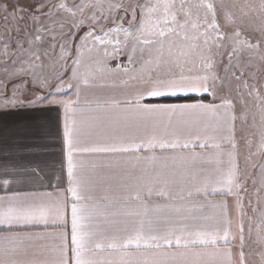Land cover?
Segmentation results:
<instances>
[{"label": "snow or ice", "instance_id": "1", "mask_svg": "<svg viewBox=\"0 0 264 264\" xmlns=\"http://www.w3.org/2000/svg\"><path fill=\"white\" fill-rule=\"evenodd\" d=\"M46 5L38 4L35 9L29 10V7L19 3V0H0V12L3 15V21L6 31L11 32L10 26L15 23L16 30H20L19 21L28 13L34 24H39L36 28L32 40L28 41L29 48L22 49L20 42H17V48L22 50V54L27 56L23 61L29 67H19L9 72L4 68L7 80H17L18 83L13 85L12 97L0 103V108H14L24 103L19 99L21 93L27 89L29 81L20 79L27 75H32L31 84L33 87H48L49 81L38 77L33 71L31 65L40 59L33 47L38 48L39 42L45 32L54 34L56 29H44L43 21L35 14L43 13ZM239 7L240 19L237 20L235 14L228 11L226 6L221 3L220 8L224 11L225 23L236 25L243 23V18L250 12H259L264 16V0H259L258 5L243 4L233 5ZM57 10H62L65 17L71 21L68 26L67 34L64 33L65 24L59 25V31L62 33L61 40H72L75 38V32L87 24L89 30L81 37V46L91 40L94 44L100 45L115 44L120 45L119 34L123 32L125 46L131 41L132 55L129 56V62L132 56L137 52V45L140 54L143 56L147 51V58L143 61L140 70V79L137 91L134 95L128 97L121 106L116 100H89L85 103L89 105L84 108H77L74 105L80 103V84L87 85L89 77L105 71H120L117 69H106L98 66L95 71L91 68L86 73L80 72L79 59L74 61L71 70V78L76 81L75 85L68 84V88L75 87L77 97L75 100H65L57 98L56 93L64 87L61 81L60 87L55 92L49 91L44 95L35 96L34 100L27 101L29 104H44L47 106H63L64 109V137L67 146V176L71 193V231L70 238L66 230L54 233H38L36 235H48L57 238L56 242L50 247L45 246L49 254L47 259H19L26 254V249L22 243L23 238H31L30 233H9L0 235V264H233L230 248H219L218 244L228 245L232 241L239 239L240 253L239 264H245L244 260V242L245 226L243 221L244 207L241 200V192H246V185L238 181V166L235 162V153L228 152L230 167L227 171L226 187L227 193L234 195L236 208L240 219L236 223V230L233 231V222L228 218L226 210L222 217L215 218V224L211 230L207 227H198L195 225L197 220H207L208 217L192 215V209L185 211L186 216H178L181 221L179 227L176 226L172 217H160L149 215V205L142 199V192H147L151 196L158 185L162 184L157 191L159 196H168L166 191L168 180L164 177L163 172L150 173L142 169L140 175L134 176L129 172L127 179L133 183L125 185L126 194L123 199L125 202L130 200L139 201L135 206L128 203L119 204L115 198L110 197L105 191L101 197L94 193L96 190L97 169L101 164L97 160L89 159L91 154H117L129 153L130 151H139L141 148L155 149L157 146L165 148H187L192 144L191 139L181 141L176 130H172L173 139H165L160 135L161 129L165 134L173 126L176 118H183L187 115H198L200 117L211 114L219 117L220 110H224V116L220 117L229 130V140L231 133L234 131L235 115L231 113L234 107L233 101L229 98L222 99L219 104H206L202 101L189 104L163 105V104H143L141 101L145 96L162 97L166 95H188L215 92V81L218 79L213 68V61L210 57H204V51L211 52V46L215 44L217 48L223 45L217 43L224 39L223 33L219 31L220 25L217 21V7L211 0H200L199 3H190L189 0H156L146 5L126 6L124 3H116L114 0H108L107 4L101 0H89L84 3L69 6L66 2L56 5ZM86 9L99 10L100 15L93 11L90 16L86 15ZM125 16L131 13L132 20L137 18V10L141 16L139 28L135 32L124 28L119 22L124 17L118 16L120 11ZM203 12V16L201 15ZM51 16V12L48 13ZM115 17V18H113ZM181 17L183 19H181ZM195 17V18H193ZM112 19L114 27L106 31L101 27L104 35H97L93 24H100L101 20L108 21ZM54 22V21H53ZM131 23V22H130ZM201 28L203 30H201ZM264 35V26L259 29ZM213 33L215 35H213ZM110 34H116L113 39H106ZM239 27L230 37L233 45V53L242 49L259 50L260 42L251 43L247 39H241ZM55 38V36H54ZM203 38V47L199 41ZM9 43L0 36V54L5 57V64L9 56ZM62 58L68 55L66 45H61ZM200 49L201 66L205 70L203 74H192L191 68L186 74V65L194 64L192 59L193 51ZM118 51V49H114ZM108 56L107 49L104 52ZM264 59V56L261 57ZM15 64V61H12ZM100 65V62H97ZM128 72L127 68L122 69ZM239 79V77H237ZM247 87V85H245ZM0 87H6L3 81H0ZM251 95V93H249ZM261 101L260 111L262 121H264V97L259 93L255 97ZM94 105V107L92 106ZM72 114L71 118L69 114ZM77 113L81 115L77 117ZM112 113L119 115L113 116ZM91 114V115H89ZM111 127L113 134L105 135L103 142L98 137L102 130ZM142 135L137 136L138 133ZM261 143L259 150L264 152V128L260 131ZM200 137L197 135L196 139ZM137 139L139 142H137ZM201 148L206 147L205 143H200ZM219 148L220 145L216 144ZM233 149L236 147L232 143ZM199 153H191L189 157L181 159H190L195 161ZM217 155H220L218 153ZM140 161H157L161 159L155 154L150 156L125 157V160ZM219 163V161H217ZM137 165H132L136 167ZM35 171V170H33ZM2 183L7 186L9 180L4 179ZM212 183L211 177L204 181L205 186ZM217 184L222 180H217ZM261 185L264 187V166L261 168ZM204 188L198 187L197 192L203 191ZM187 195H193L188 191ZM249 203H251L249 201ZM160 206H157L159 208ZM66 203L57 202L55 205L37 204L29 202L26 198L21 199L13 196L5 198L0 197V225L29 226L43 225L48 227L50 222L52 226L66 228ZM118 209H129L128 211H119ZM142 209V211H141ZM177 208L176 212L180 213ZM120 216L132 217L131 221H119L116 218ZM264 217V211L261 212ZM251 220V218H249ZM188 221L193 223L189 225ZM123 223V227L120 225ZM264 223V220H262ZM251 233V228H249ZM258 241L264 245V231L258 232ZM135 247L136 251H128L130 247ZM175 248L176 250H171ZM183 249V250H181ZM211 249V250H209ZM260 264H264V251L260 253Z\"/></svg>", "mask_w": 264, "mask_h": 264}, {"label": "crops", "instance_id": "2", "mask_svg": "<svg viewBox=\"0 0 264 264\" xmlns=\"http://www.w3.org/2000/svg\"><path fill=\"white\" fill-rule=\"evenodd\" d=\"M120 13V12H119ZM118 13V14H119ZM126 20L125 22L119 21L124 28L129 31L135 32L139 28L138 21L132 23L128 15H122ZM115 18V17H113ZM131 22V23H130ZM104 28L106 31L108 28L114 27L112 21H103V24L96 29L97 35H104L100 29ZM89 29L86 30V32ZM67 28L64 29L63 34H67ZM32 33V32H31ZM33 35V33H32ZM53 35L54 45H51V50L42 49L41 46L36 48V52L40 59L37 63L43 65L44 57L48 52L47 57L62 58V49L55 47L58 42L61 41L60 36L62 33L59 29ZM55 36V38H54ZM116 34H110L106 39H113ZM34 36H32L33 39ZM44 37V36H43ZM78 36L73 39L72 47L73 51L68 54L66 64L69 62V68L67 67L63 73H59L56 67V71L52 72L50 68H46L49 71L48 77L52 81H64L66 85H75L76 81L71 78L72 68L74 61L79 59L80 72L86 73L89 68L93 71L98 66H103L106 69L115 70L119 66L120 71H105L104 73H97L95 76L89 77V83L87 85L81 82L80 84V103L74 105L77 108L88 107L85 102L89 100L102 99V100H116L121 103V106L125 103L126 99L131 95H134L137 91V87L140 79V70L143 65V61L147 58V51L142 56L139 52L141 45H137V52L132 56L131 63L129 62V56L132 55V43L131 41L127 46L123 43L124 34H119L121 40L120 45L107 44L100 45L98 42L95 44L89 40L84 47L80 44L75 46V41ZM44 38H42V41ZM57 40V42H56ZM201 48L203 47V38L199 41ZM220 43V42H219ZM221 44V43H220ZM80 45V46H79ZM223 48L225 46H222ZM46 48V47H45ZM221 48V47H220ZM105 49H107L108 56L104 55ZM118 49V51H114ZM217 47L215 44L211 46V52L204 51L202 55L204 57H210L213 61V68L211 71H215L217 63ZM192 59L194 64L186 65L185 72L187 74L188 69L191 68L192 74H203L205 71L201 66V51L196 49L193 51ZM10 60V61H9ZM7 59L10 65L11 59ZM18 60V59H16ZM62 60V59H60ZM100 62V65L97 62ZM48 66H52L51 63ZM127 68L129 71L124 72L122 69ZM69 69V70H68ZM45 66L39 70L38 77H44ZM56 72V73H55ZM58 77L55 80V77ZM39 88V87H37ZM42 89V88H40ZM55 86L48 85L46 93L49 91L55 92ZM43 94V95H44ZM208 95L206 98L188 99V100H162L167 97L177 96H189V95ZM6 92L2 89L0 91V103ZM57 98L65 100H75L77 97V90L75 87L68 88L65 86L56 93ZM166 95L162 97H148L145 96L141 101L143 104H163V105H176V104H189L197 101H202L206 104H219L222 99H216L211 92L200 94H188V95ZM94 107V105H92ZM231 113L235 115L234 131L231 133V141L229 140V130L226 124L220 117L224 116V110L221 109L219 117L212 116L211 114L200 117L198 115H185L183 118H176L173 121L172 128L165 134L163 130L159 132L165 139H173L172 130L175 129L181 141L191 139L192 144H189L187 148H165L161 149L157 146L155 149L141 148L139 151H130L129 153H117V154H91L89 159L97 160L100 162L101 167L97 169L96 178V190L95 195L101 197L107 191L110 197L115 198L119 204L128 203L133 206L131 210H135V206L139 205V201L130 200L125 202L123 199L126 194L125 185L133 183V181L127 179L129 172L134 176H138L142 169H146L150 173L163 172L164 177L168 180L166 191L169 192L168 196H159L157 191L164 185L160 184L153 191L151 196L147 195V192H142V199L149 205L150 216L160 217H172L177 227L180 226L181 221L178 216H186L188 213L185 209L191 208L192 215L208 217L207 220H197L195 225L198 227H207L209 230L215 224L216 217H222L226 202L227 215L233 222V231L236 230V223L240 219L234 195L227 193L226 178L227 171L230 167L228 152L235 153V162L238 166V181L246 183L248 161L246 155L243 154L245 136L247 132L246 120L242 121V116L236 111L235 107L231 110ZM64 109L63 106H47L44 104H29L24 102L17 107H10L7 109L0 108V197H19L21 199L26 198L29 202L43 203L47 205H55L57 202L66 203V228L55 227L51 225L48 227L43 225H29V226H13L7 227L0 225V235H6L9 233H30L31 238H23L19 243H22L26 249V254L19 257V259H47L49 258L48 252L45 250V246L50 247L57 240L54 236L48 235H36L38 233H54L62 230H66L69 234L71 231V193L67 191L69 187L67 176V146L64 137ZM77 117L81 114L77 113ZM91 115V114H89ZM116 116L118 113H112ZM72 114H69L71 118ZM113 131L111 127L106 130H102L98 139L103 142L105 135H112ZM143 132L137 134L142 135ZM200 138L197 140L196 136ZM137 142L138 139H137ZM235 143L236 147L233 149L232 143ZM200 143H205L207 146L201 148ZM219 144L217 148L214 145ZM191 153L201 154L195 161L190 159H181V157H189ZM220 153V155H217ZM155 154L161 159L151 161H140L129 159L125 160V157L135 156H150ZM219 161V163L217 162ZM257 162L254 163L256 166ZM132 165H137L132 167ZM35 170V171H33ZM211 177L212 183L205 186L204 181L207 177ZM256 183L259 180L261 182V172L257 175H253ZM4 179L9 180V184L5 186L2 181ZM217 180H222V183L217 184ZM204 188L203 191L197 192L196 189ZM255 187V186H254ZM262 190V189H261ZM188 191H192L193 195L188 196ZM260 191V189L258 190ZM264 191V187L263 190ZM243 192H241L242 194ZM258 192L255 194L257 199ZM258 199L256 200L257 204ZM244 212L247 210L244 206ZM157 206H160L157 208ZM253 207V205H252ZM179 208L180 213L176 212ZM254 209V207H253ZM119 211H128L129 209H118ZM142 211V209H141ZM119 221H131L132 217L120 216L116 218ZM247 217L243 216L244 224ZM189 225L193 222L188 221ZM123 227V223L120 225ZM245 242L243 252H249V247L257 245L258 236L253 228L249 233V226L245 224ZM249 234V237H248ZM239 240V239H237ZM251 241V244H250ZM235 241H232L228 245L218 244L219 248H230L232 254L233 264H238L237 255L235 250ZM0 243H3L0 241ZM171 250H176L175 248ZM183 250V249H181ZM211 250V249H209ZM128 251H136L135 247H130ZM255 257L258 255L255 253Z\"/></svg>", "mask_w": 264, "mask_h": 264}, {"label": "rangeland", "instance_id": "3", "mask_svg": "<svg viewBox=\"0 0 264 264\" xmlns=\"http://www.w3.org/2000/svg\"><path fill=\"white\" fill-rule=\"evenodd\" d=\"M12 2L14 3L15 0H12ZM61 2H66L69 6H71L74 4H80L82 0H19V3L29 7L30 11L35 9L36 5L38 4L46 5L43 9V13H35L39 17V19L43 21L44 29H59V25L63 23L66 25L65 28H67L68 30V26L70 25L71 21L65 17V14L62 10L58 11L56 8V5ZM83 2L87 3L89 2V0H83ZM101 2L106 5L108 0H101ZM114 2H122L126 6H143L149 3V0H114ZM151 2L155 3L156 0H151ZM189 2L199 3L200 0H189ZM211 2L214 3V5H216L217 7V21L220 25L219 31L224 35V39L221 41H217V43L220 42L223 46H225L224 48H218L216 51L217 63L214 72L218 79L215 81V92H211V94L216 99H231L236 111L241 114L242 121L246 120L247 123V132L244 138L245 143L243 150V154L246 155V159L248 161L247 179L245 183L247 191L241 194V200L242 202H244V206L247 209L244 212L245 216L247 217V222L245 219V224H248L249 228H251V231L253 228H256L255 232L258 236V232L264 231V223H262L264 217H261V212L264 211V191H262L263 187L259 180L257 182L256 179L255 183V178L253 177V175L255 174L258 177L259 173L261 172L262 166H264V152H261L259 150V146L261 143L260 131L262 128H264V121H262L260 111L261 101L257 100L255 97L257 93H259L260 97H264V92L261 87V82L264 78V59L261 58L262 56H264V35H262L259 30L261 26H264V16H261L258 11L250 12L248 16L243 18V23L228 25L225 23L224 11L220 8L221 3L226 6L228 11L233 12L237 20L239 21L240 9L239 7H233V5H258L259 0H211ZM177 3H179V0H177ZM93 11H96V14L98 16L100 15L99 10H85L86 15L88 16H90ZM49 12H51V16L48 15ZM3 15L4 14L0 12V36H2L4 40H6L10 45L9 56L7 59L14 60L16 63L13 66L8 62L7 64H5V57L0 54V81H3L6 85V87H0V91L3 89L6 92V95L1 99L2 101L10 99L12 97L13 85L19 82V79L11 81L7 80L4 68L7 67L8 71L11 72L19 67H29L28 64L23 63V61L27 60V56L23 55L22 50L17 48V42H20V44L22 45V49L29 48L28 41L32 40V36H34L36 28L40 27L39 24L33 23L28 13H25L24 18L19 21L20 30L17 31L15 23H12L10 26L13 30L11 32H8L6 31V26L3 21ZM122 15L125 16L124 12L121 10L118 16L122 17ZM201 15L203 16V12H201ZM128 16L129 18H127V20H131L132 23H136L138 21L139 24L141 16L139 10H137V18L135 21L132 20L130 12L128 13ZM181 19L183 18L181 17ZM125 20L126 19L123 18L121 22H125ZM103 21L104 20H101L100 24H93L92 27L97 29L103 24ZM108 21H112V19H109ZM237 27H239V30L241 31V39H247L251 43H256L259 41L260 48L259 50L242 49L239 52L233 53L231 58H229V53H232L233 51V45L230 37ZM87 29H89V26L85 24L79 29V31L75 32V36H78L77 40L75 41V46L77 44H80V38L85 35ZM201 30L203 29L201 28ZM31 32L33 33V35ZM213 35L215 34L213 33ZM43 36L44 40H41L39 42V46H41L42 49H47V51H49L51 50V45H54L53 35L51 33L45 32ZM63 42H65L63 44L66 45L68 53L71 54V52L73 51V47L71 44L73 42V39L63 40ZM58 45L61 48L62 43L58 42L55 47L58 48ZM36 50V47H33V51ZM47 55L48 52L44 57L43 65H40V63H37V61H35L34 64L31 65V67L37 75L40 73V68L45 66L44 77L41 76V78L47 79L49 81V87H60L61 81H58L61 77L60 73H63L67 67L69 68L70 61H68V64L65 63V59H67L68 55H65L63 58H59L58 61L57 58L59 57V55L54 59L51 57H47ZM49 63H51L52 66H48ZM56 67H59L57 69V72L60 76L59 78L57 76L55 77V80H57L58 78V82L52 81L48 77L49 71H47V69L50 68V70H53L52 72H54L56 71ZM237 77H239V79H237ZM32 78V75H27L20 78L29 81L27 89L24 90L19 96V99L21 101L27 102L34 100L35 96L43 95L48 88L45 87L40 89L37 87H33V85L31 84ZM63 84L66 86V83L64 81ZM245 85H247V87ZM249 93H251V95H249ZM256 162L257 164L256 166H254V163ZM259 189L260 191H258ZM257 192L258 201L256 204L257 199L255 198V194ZM249 201L251 203H249ZM249 218H251V220ZM253 243L254 241H252V245L251 247H249L248 253L244 251L245 264H260V253L264 251V245H262L259 241H257V245L255 246H253ZM235 250L237 261L239 264V253L241 250L239 240H236L235 242ZM255 253L258 255V257H255Z\"/></svg>", "mask_w": 264, "mask_h": 264}, {"label": "trees", "instance_id": "4", "mask_svg": "<svg viewBox=\"0 0 264 264\" xmlns=\"http://www.w3.org/2000/svg\"><path fill=\"white\" fill-rule=\"evenodd\" d=\"M208 95L203 94L199 96L195 95H189V96H177V97H167V98H162V100H188V99H199V98H206Z\"/></svg>", "mask_w": 264, "mask_h": 264}, {"label": "water", "instance_id": "5", "mask_svg": "<svg viewBox=\"0 0 264 264\" xmlns=\"http://www.w3.org/2000/svg\"><path fill=\"white\" fill-rule=\"evenodd\" d=\"M261 87H262V90H263V92H264V78H263V80H262V82H261Z\"/></svg>", "mask_w": 264, "mask_h": 264}]
</instances>
